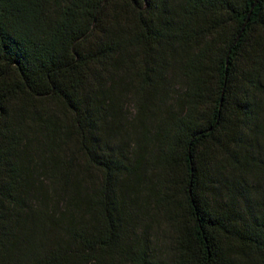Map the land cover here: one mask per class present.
<instances>
[{
    "label": "trees",
    "instance_id": "1",
    "mask_svg": "<svg viewBox=\"0 0 264 264\" xmlns=\"http://www.w3.org/2000/svg\"><path fill=\"white\" fill-rule=\"evenodd\" d=\"M0 264H264V0H0Z\"/></svg>",
    "mask_w": 264,
    "mask_h": 264
}]
</instances>
